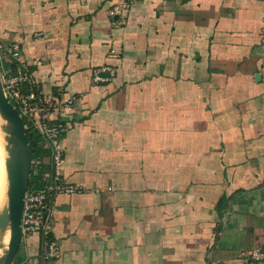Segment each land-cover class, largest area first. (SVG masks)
<instances>
[{"label": "crops", "instance_id": "0c3cea01", "mask_svg": "<svg viewBox=\"0 0 264 264\" xmlns=\"http://www.w3.org/2000/svg\"><path fill=\"white\" fill-rule=\"evenodd\" d=\"M0 41L75 98L61 173L82 190L54 202L60 257L30 236L13 264H264V0H0Z\"/></svg>", "mask_w": 264, "mask_h": 264}, {"label": "built area", "instance_id": "2783aa9c", "mask_svg": "<svg viewBox=\"0 0 264 264\" xmlns=\"http://www.w3.org/2000/svg\"><path fill=\"white\" fill-rule=\"evenodd\" d=\"M124 9L125 7L122 12ZM21 55L22 49L17 43L0 41V57L7 64L16 65V70H11L12 73L9 71V75L0 74L4 91L10 102L16 108L18 106L21 117L26 120V124L24 123L26 129L29 128L35 135H40L44 146L50 150V170L43 176L45 183L42 189L28 191L21 229L23 239L39 236L44 259L55 260L60 257V249L53 239L50 225L55 199L61 194L82 193L81 188L68 184L61 173L64 151L60 141L69 127L61 120L60 114L65 108L74 104L75 98L61 103L43 96L29 69L21 65ZM114 56L115 54L111 53L109 57ZM115 75L116 70L112 66H104L94 72L93 81L107 84L115 78ZM261 76L264 80V69ZM253 258L260 261L262 256L254 254Z\"/></svg>", "mask_w": 264, "mask_h": 264}, {"label": "water", "instance_id": "95a60500", "mask_svg": "<svg viewBox=\"0 0 264 264\" xmlns=\"http://www.w3.org/2000/svg\"><path fill=\"white\" fill-rule=\"evenodd\" d=\"M0 115L6 122L8 159L6 161L8 207L0 214V234L10 231V241L0 264H13L23 241L21 229L26 196L30 187L32 152L26 127L19 110L10 102L0 75Z\"/></svg>", "mask_w": 264, "mask_h": 264}, {"label": "trees", "instance_id": "16d2710c", "mask_svg": "<svg viewBox=\"0 0 264 264\" xmlns=\"http://www.w3.org/2000/svg\"><path fill=\"white\" fill-rule=\"evenodd\" d=\"M8 65L14 71L16 70V65ZM23 121L26 124V120L24 119ZM26 131L30 140L32 152V170L29 191L40 190L43 188L45 183L43 176L50 170V164L47 165L44 163L45 159L50 157V150L44 146L40 135H35L29 128L26 129Z\"/></svg>", "mask_w": 264, "mask_h": 264}, {"label": "rangeland", "instance_id": "374dc122", "mask_svg": "<svg viewBox=\"0 0 264 264\" xmlns=\"http://www.w3.org/2000/svg\"><path fill=\"white\" fill-rule=\"evenodd\" d=\"M6 125V122L3 120V118L0 115V139L3 138L2 140H4V142L1 140L2 144H6L7 145V134L4 132L3 128ZM6 150H7V146H6ZM8 153V151H7ZM7 159H8V154H7ZM6 159V161H7ZM5 168H6V163H5ZM8 186H9V182H8V178L6 177V181H5V186L2 187V195H1V204H0V211L2 212L3 209H6L8 207ZM0 212V213H1ZM9 239H10V235H9V230L7 231V233L2 237V235L0 234V257H2L4 255V251L8 248V244H9Z\"/></svg>", "mask_w": 264, "mask_h": 264}, {"label": "bare ground", "instance_id": "6f19581e", "mask_svg": "<svg viewBox=\"0 0 264 264\" xmlns=\"http://www.w3.org/2000/svg\"><path fill=\"white\" fill-rule=\"evenodd\" d=\"M2 139L3 138L0 139V204H1L2 187L5 186V181H6V177H7V171L5 168V163H6L7 154H8L7 150H6L7 145L2 144V142H1ZM2 141L4 142V140H2ZM9 235H10V231H9ZM9 241H10V239H9Z\"/></svg>", "mask_w": 264, "mask_h": 264}]
</instances>
